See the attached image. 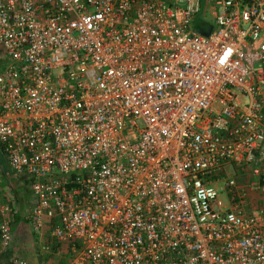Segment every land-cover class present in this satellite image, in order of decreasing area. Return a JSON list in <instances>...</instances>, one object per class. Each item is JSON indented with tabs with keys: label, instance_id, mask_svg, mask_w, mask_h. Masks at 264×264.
<instances>
[{
	"label": "built area",
	"instance_id": "1",
	"mask_svg": "<svg viewBox=\"0 0 264 264\" xmlns=\"http://www.w3.org/2000/svg\"><path fill=\"white\" fill-rule=\"evenodd\" d=\"M0 55L40 256L264 264V0H0Z\"/></svg>",
	"mask_w": 264,
	"mask_h": 264
},
{
	"label": "rangeland",
	"instance_id": "2",
	"mask_svg": "<svg viewBox=\"0 0 264 264\" xmlns=\"http://www.w3.org/2000/svg\"><path fill=\"white\" fill-rule=\"evenodd\" d=\"M195 31L200 32L197 29H195ZM3 60L4 58L0 55V65L3 63ZM0 165H1L0 168L5 166V162L1 155H0ZM1 184L4 185L3 182ZM218 199L219 201L223 202V196H220ZM14 225L16 227L17 234L15 235L16 239L14 238L12 246L15 247V251L16 250L20 251L23 254V256L28 259L30 264H56V263L63 264L64 258H62V256L59 257V256H54L52 254H47L40 257V254L38 253V249L35 245L36 238L34 235H32L30 228L27 225V220L23 216L22 217H20L19 215L13 216L12 233H13ZM23 234H25V236H23ZM21 236L23 237L22 239Z\"/></svg>",
	"mask_w": 264,
	"mask_h": 264
},
{
	"label": "crops",
	"instance_id": "3",
	"mask_svg": "<svg viewBox=\"0 0 264 264\" xmlns=\"http://www.w3.org/2000/svg\"><path fill=\"white\" fill-rule=\"evenodd\" d=\"M2 182L4 183V185L1 184ZM0 200L2 202H10L14 204L13 205L15 208L14 216L16 215H19L20 217L23 216L27 220V207H28L27 190L24 184H22L19 180H17L16 177H14L10 173L6 165L0 168ZM27 225H28V221H27ZM16 234H17L16 227L14 225L13 237H12V242H11L12 251H15V247L12 246V243H13L14 238L16 239V236H15ZM23 236H25V234H23ZM22 238L23 237L21 236V239ZM15 252H20V251L16 250Z\"/></svg>",
	"mask_w": 264,
	"mask_h": 264
},
{
	"label": "water",
	"instance_id": "4",
	"mask_svg": "<svg viewBox=\"0 0 264 264\" xmlns=\"http://www.w3.org/2000/svg\"><path fill=\"white\" fill-rule=\"evenodd\" d=\"M209 27H210L209 24L204 25V27L201 28L200 32L202 34H206L208 32V30H209Z\"/></svg>",
	"mask_w": 264,
	"mask_h": 264
}]
</instances>
